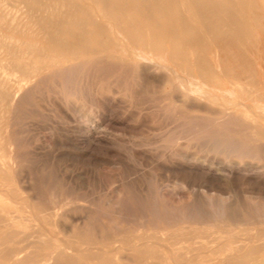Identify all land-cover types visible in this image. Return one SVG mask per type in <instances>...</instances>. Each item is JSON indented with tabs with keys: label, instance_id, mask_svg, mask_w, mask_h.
<instances>
[{
	"label": "bare ground",
	"instance_id": "obj_1",
	"mask_svg": "<svg viewBox=\"0 0 264 264\" xmlns=\"http://www.w3.org/2000/svg\"><path fill=\"white\" fill-rule=\"evenodd\" d=\"M10 1L9 2L12 3V0ZM4 2L6 3V1ZM15 2L18 4L13 3L12 6L15 4L14 5L15 8L12 7L13 8L12 10H10V7H8L9 10H6L7 8L5 7H4L5 9L0 10V21H1L0 25L2 26L1 28L3 29L4 27H6L4 28V30L9 29L11 31L10 33L20 34L19 36H15L13 34H10L9 31L7 32V30H6L7 35L0 34V49H2V52H3V55H0V127L1 125H3L7 133L9 132L8 130L12 129L9 121H12L14 118H16L15 114L19 112L18 110H19L21 101H23L24 99L26 100L27 97L32 98V95L36 96L35 93L40 88L39 87L41 85L40 83H45L44 81L46 80H48V82L50 81L49 83H51L52 81L53 82L52 84H56L55 85L56 89H57V85L67 86V89L65 90L68 91V93L64 92V94L66 93V98L68 97L67 95L72 96L74 94L75 96L76 92L78 93L80 92L81 95L82 93L85 94L88 92H91V93L94 92L93 98H95L94 99L95 101H93V98H92V101L93 103L95 102V105H96L95 110L96 112H98L99 115H103L104 110L113 111V112L116 111L114 110V106H115L114 103L119 97L126 99V97H130L132 95V92L135 95H137L134 91H137L138 87H134V85L136 83L140 84L141 82H146L152 88L151 94H150L151 105L148 104V106L149 105L151 106L152 113L156 117L159 116L162 118L164 117L165 114H168L171 117L170 118L171 121L170 120L168 121H170L169 125H171L170 129L172 130V132L179 133L181 129L183 132H180L179 133L180 135H184L185 131L189 132L190 133V134L188 133L190 135V137H188L189 139L194 140V142L196 141L198 145L199 143L202 144L200 145L201 148L203 147L206 152H211L210 154H214L212 156V160L211 159L207 160L204 158V160L199 163L179 162L181 160L179 161L171 160L168 163L158 161L160 166L166 169L167 168L168 169H179V171L182 172L180 173L183 174V180L185 183L184 186L185 187L188 186L190 188L189 191H191V193L194 195L195 200H198L197 198H199L202 195L204 196L206 193L209 192L210 194L209 200L207 199L208 197L207 198L205 197L207 200H205L206 202L204 204V207L208 209L207 207L208 206L210 207V205H212L214 202L216 205L218 204L217 205L218 207H216L217 215H219L218 212H220L221 216L224 218V220L227 222L228 225H242L247 222H250V220L252 219L245 217L246 215H249V217L251 216L248 213L245 216L234 215L235 214L234 211L237 209L236 208L237 203L235 199L234 201H229V199L222 200V201L220 200V202L217 203L218 200L216 201L214 198L219 196L220 193L224 192V190L229 189L230 191L231 190L235 191L232 194L237 193L236 191L245 192L246 194L248 193L250 196H252V198L255 199L254 202H256L257 205L259 206L258 209H262L264 213V167H262L261 164L260 165L258 164L259 163L258 161H260L258 160L259 157H262V158L264 157L263 153H262L263 155H261V151L264 152L263 151L264 150V97L262 96L264 93V90L263 89L261 90L260 88L257 89V86L259 85V82H260L259 81L260 79L257 76V67L254 66L253 61H249L247 59V55H248L247 49L249 45L250 46L254 45V47H256L258 44L257 39L259 38V35H257L258 37L256 38L254 34H264V0H15ZM19 4L21 6H19ZM2 23H5L4 27ZM215 38L219 39L220 43H225L226 48L231 46L232 44L238 53V56H235L234 53H230V55L233 54L232 56H233L234 64L232 66L222 65L221 63L222 59L218 57L219 45L217 44L218 47L217 49H215L216 66L213 68L214 73L216 74V77L213 81H214L215 87L219 90V93L211 91L209 88V86L211 85L209 83V79H211L210 77H211V74H213L212 73L213 70L212 68L206 65L205 60L202 56V51L198 50V47L202 45L204 40L212 41ZM163 51H167V53L169 54L170 62L163 63L159 61L158 59L153 58V57L151 58L149 57V55H147L150 53L154 55L155 57V56H158ZM223 80H227L230 84V88L228 89L227 87L228 89L227 91L223 90L220 87ZM44 85H47V84H44ZM215 87L213 89H215ZM52 88H54V85ZM59 88L60 87H58V89ZM41 90H43L42 92L44 93V89H41ZM60 91L63 94V91L61 89ZM37 92L40 93L39 90ZM59 92L57 93L59 94ZM43 93H40V94H43ZM53 93H54V90H53ZM143 94L145 93L143 92ZM91 95L92 94L89 93L88 98H91L90 97ZM42 96H44V94ZM46 96L48 98L47 94ZM60 96L65 97L64 95L63 96L60 95ZM76 96H77V93H76ZM37 97L39 98L40 96H36L34 100H36ZM83 97L86 98L85 96ZM237 97L239 99L235 100L234 98H237ZM255 97H257L260 100V102L255 100ZM240 98H252L254 102L248 103V102H245V100L244 101H242V99L240 100ZM125 99H123L124 103L130 100L129 98V100L124 101ZM171 100L176 102L174 104L178 105V107H180L179 106V103H180L183 107H187L190 110L191 109L201 110L205 112V114H201V113L195 114L192 117L190 116L191 115L190 114L189 115L190 120H186L185 118H182V115H179L180 112L177 106L170 105ZM56 101L54 102L56 103ZM68 101L69 99L64 101L65 105L64 104L63 105L55 104V105L58 106L59 110L61 111L60 117L62 119L64 118L69 121V119H72V116L67 111V105L72 100H70L69 102ZM120 101L122 102V100ZM50 102H51V99H50ZM59 103H62V102H59ZM26 104H28L27 101H26ZM76 105L77 104H74L71 102V104H69V107L72 110H76L77 109ZM126 106H125V110H127ZM23 107L25 106H22V108ZM130 107H132V105H130ZM15 110H17V112H15ZM21 110L23 112V109ZM77 113L78 111H76V116H77ZM108 113L110 114L111 112H108ZM126 113L127 112H125V115ZM128 113L130 114V112ZM184 113L185 112H183V114ZM122 115H124L123 112H122ZM11 116H13L14 118H11ZM81 116L83 115L81 114ZM138 116L139 114L137 115V117ZM144 116L142 117L144 118ZM9 117L11 118V120H8ZM103 119H104V116H103ZM164 119L166 120V117H164ZM165 123H168V122H165ZM13 126H16V124ZM75 128L77 129V131H79L81 127L76 124ZM167 129L169 130V128ZM12 130L15 131V129H12ZM6 132H5L6 135L4 137H3L4 133L0 135L2 136L1 138H4L3 143L1 141L2 139L0 140L1 141L0 142V194L2 193L1 195H3L4 193L2 190L6 192L7 186L8 185L10 186L11 184L10 181L12 180V178L18 175L20 176L21 171H23L21 169L23 168V166H19L18 164V159L20 158L19 156H21L22 153L21 155L16 153L17 155H19L17 156L14 152L15 149H19L17 148L18 147L17 144L19 143V141H16L18 139L15 138L14 136L15 133H12L11 131V134L12 135L14 134L13 137L15 138V142L16 143L18 142L17 144L14 142V139L11 140L13 137L11 138L10 135L9 137L11 139H9ZM185 135H187V133ZM180 138L183 140L181 141L179 139L180 142H184L185 138L187 141L189 140L187 137H184V136L183 138L182 136ZM75 139L78 141H87L90 144L92 142L91 140H88L87 137L80 138V140L77 138ZM3 144L4 145L7 144L9 146L8 149H11L10 150L11 152L9 154H6ZM16 145L17 147L14 149V146ZM194 145L196 147L197 144H194ZM194 145L192 147H194ZM186 146L187 145H185V147ZM203 148L200 150V152L203 151ZM181 154H186V153L183 152ZM217 154L218 156L222 155L223 157L225 158L227 157L229 159L226 160L227 159L226 158L223 161H218V160H221V157H222L221 156L220 159L219 157H217L218 160L217 159L215 160ZM259 154L261 156H259ZM184 156L185 155H183V157ZM183 157L181 156L180 158L183 159ZM246 158L249 160L255 159L254 162L257 160L258 163L252 162L253 160L248 162L245 160ZM184 159H186V157ZM189 160L191 161V159ZM205 160L207 161L205 162ZM21 177H23V175ZM15 182H16V186L22 183V182L17 183V181ZM27 183L29 184V182ZM12 186L15 187L16 189L15 185H12ZM12 186L8 188H11ZM23 186L25 185H21L22 189H23ZM27 186L28 185L26 184V187ZM29 189H31V187ZM17 190L19 189L17 188ZM16 193L17 195H15ZM16 193H12L11 191L10 194L13 197L17 196V198L18 197L20 198V196H18L19 193L18 192ZM20 194H22V192ZM234 195L236 196V194ZM9 197L10 196H8V198ZM9 199L7 201L8 202L10 201V204H11L12 203L11 201H13V199L12 197L10 200ZM24 200L21 202H24ZM62 201L60 199V203ZM196 202L198 201H194L195 204ZM246 202L247 200L244 203ZM250 202H251V199H250ZM250 202H248V205L251 207L252 204H250ZM63 203H66V202H63ZM63 203L61 205L63 208H65V206L67 205L64 204L65 206H63ZM198 203L196 206L202 205L201 202H200L201 204L200 203L198 204ZM13 204H11V208L9 206L11 211L10 210L8 211L6 207L4 206V204L0 203V218H2L5 221V224L7 226L6 229L8 228L11 229V227H9L7 223H10L11 220H12L11 222H13L15 218H18L19 217L18 214H20L18 212H21V213L23 212L22 210H17L18 214L16 213L15 215V213L13 212L14 208L12 209ZM206 204H207V207L205 206ZM15 205L17 206V203H15ZM26 205H28V203H26ZM36 205L38 206L37 203ZM58 205H60L59 202H58ZM21 206H23V203ZM21 206L19 207L21 208ZM32 206L30 204V208ZM39 206L44 207L45 205L44 206L39 205ZM39 206L37 208H39ZM253 206L255 208L256 204ZM253 206L251 207L252 210H253ZM23 207H25V203ZM46 208H43V209H46ZM50 208L52 207L49 206V209ZM213 208L211 206V209ZM31 209L27 211V218H28V214L31 212ZM216 210L214 212H216ZM255 210H253V212ZM198 211L199 210H197V212ZM211 211H209L208 213H210ZM245 211L243 213H245ZM8 212L9 214L14 213V216H18V217L13 218L14 216L11 215L12 219H9L7 217ZM43 212L45 211L43 210ZM61 212H59L60 215H61ZM202 213L205 214L207 213V211L205 210ZM38 215H39V218L40 217L44 218V216H40V214ZM213 215L216 216V214L214 213ZM215 216L214 217L212 216V217L216 220L221 218L220 215H219L220 216L219 218H215ZM21 217H23V215H21ZM255 217L251 216V218H255ZM192 218L195 219V217H192ZM29 219H31L30 216H29ZM208 219L205 218L206 222H204V220L200 221L201 219L198 220L201 223V224L199 223L198 226H201L202 223L203 225L208 224V226H210L214 224L216 221L211 218H210L211 221H209ZM21 220L22 219L20 218V220L18 221L22 222L23 220L22 221ZM220 220H218L219 221L218 223L223 221V220L221 221ZM262 220L264 219L262 218ZM36 221H34V223H37ZM14 222H13L14 226L12 228L15 227V229H12V230L15 231L17 230V228L15 225L16 223L14 224ZM196 222L197 221L194 220L193 224L195 225ZM193 224H192L193 227L188 224L186 228L188 229V226H190L189 231H190V228L195 229L196 227ZM216 224L215 226L217 229ZM29 225L27 226L29 227ZM215 226L212 225V227L211 226L210 227L212 229ZM162 227L164 226L158 227L159 230L161 228L160 234L164 230L162 229ZM30 228H31V225H30ZM35 229L37 231V228ZM179 229H181V227L178 228L177 230ZM197 229L199 230V228ZM211 229L209 230L208 228L207 230L211 231ZM218 229L221 230L224 228L221 227ZM230 229H228L229 231H227V229L226 231H224V232H230L229 235L226 234L227 236L220 235L219 233H223V232H219V230L214 229L215 232L216 231L219 232V233L216 232L217 236L215 237L216 239L215 243H216L217 248L214 251L213 250L211 251H213L217 255L215 257L211 255L213 258L209 257L210 259L208 260L203 259V260L198 261V263L197 262L196 263L197 264H215V263L216 264H264V257H263L264 255H262L264 254V251L261 254L262 256H260L259 253H255L256 254L255 257L253 256L251 257V255L249 257V255L246 254L248 258H244V256L246 255L239 253L241 251L243 252L244 250L243 249L244 245L239 243V240H241L242 237L238 236L239 234L238 235L234 234L233 233L235 231L234 229H233V232H232V229L231 231ZM18 230H19V227H18ZM20 230H22V228ZM28 230L26 228V230L22 231V233H24L25 235L24 234H23L24 236L21 235L22 237H20L19 235V239L26 238V232H28ZM201 230L204 231L203 228ZM208 231L207 232L205 231L206 234L207 233L210 234V232ZM164 232L163 234H165ZM177 232L181 234L183 233V230L182 232L180 231H177ZM191 232L196 233L195 230ZM191 232L190 234H192ZM213 232H211L210 235H214L215 232L214 233ZM38 233H40V231ZM198 233H196V236L194 233L192 234V237L194 235L195 236L194 238H196V239L192 238L194 243H197L194 240H197L198 237H202L201 233L200 235ZM260 233H258V235ZM3 234L5 233H2L1 234L2 236L1 235L0 236L3 237ZM12 234L13 233H11V235L9 236L15 235L16 237L17 233L13 235ZM150 234L152 235L153 232ZM182 235L178 236L179 239L180 238L182 239ZM210 235L208 236L209 238L211 237ZM7 236L8 234L6 235V237ZM1 237H0V240H1ZM32 237H34V235ZM153 237L157 238L156 235L155 236L152 235V238ZM174 237L175 236H173L172 238ZM228 237L229 239L232 240L233 243L236 244L235 247L233 245H232L233 248L230 246L232 242H230L229 244V243H225L222 241ZM186 238H189V237H186ZM207 238L206 239L201 238V239H204L203 240L204 243L205 242L208 243L209 240L207 241ZM252 238H253V235H252ZM262 238L264 239V237ZM44 239H48V238H44ZM179 239H175L174 241L176 240L178 241ZM229 239L228 241H231ZM162 240H165V238L161 239V241ZM250 240H251V236H250ZM7 241L10 242L9 240ZM21 241L22 239H20V242ZM14 242L17 243L19 241L16 242V238H15ZM261 242L262 241H260V243ZM6 243L7 242H5L4 244ZM15 243L12 242V244H15ZM145 243L147 244V242L143 243L144 246H145ZM148 243H151V242H148ZM8 244L9 243H7V245ZM262 244L263 243H261V245ZM18 245L20 244H17V247L21 249L20 248L21 245L20 246ZM65 245H70V244H65ZM196 246L197 245L195 244L194 247L196 248ZM201 246L203 247V245ZM226 246L228 248H226ZM70 247H73V246L70 245ZM180 247H183V245ZM258 247L260 248L261 246L259 245ZM258 247L256 244L254 245L253 243H251V247L247 249L248 248L247 246L245 250L247 249L248 251H250V254H253L256 250H259ZM1 248H3V250L5 249L2 246ZM43 248H45V246ZM52 248H50L48 251H50ZM61 248L63 249L65 247H61ZM116 248L118 250V246L114 247V249ZM159 248L160 247L158 246L157 249ZM186 248H185V251L188 250V249L186 250ZM73 249L74 248H72L71 250ZM6 250H8V248ZM6 250L5 252L3 251L2 253L5 254L7 252ZM63 250H65L63 251L64 253L68 249H63ZM15 251L13 250L12 252L14 253ZM48 251L46 250L45 252L47 253ZM56 251L58 250L55 249V252ZM151 251L152 250L147 251L146 252L147 254L145 255L143 254V255L151 256V255L158 253V250H157V253H154V254L151 253V255L150 254L148 255V252H151ZM153 251L155 250L153 249ZM19 253L21 255V252ZM49 253H52V251ZM57 253L56 254L52 253V254L57 255ZM77 253H78V249H77ZM210 254H212V252ZM16 255H18V253ZM65 255L67 254L65 253ZM143 255H141L142 259L144 258L146 259L147 256L144 257ZM257 255L260 256V258H257ZM157 256H159V254ZM180 256L182 255L180 254ZM13 257L14 255H12V258ZM23 257H25V255ZM3 258H6V256ZM3 258L0 257V259H3ZM7 258L9 259V257ZM17 258L21 259L22 256L17 257ZM49 258L50 257H48V259ZM74 258L76 259V257ZM174 258L176 259V257ZM19 259L13 260V261L18 262ZM178 259H179V256H177L176 260ZM184 259H186V257H184ZM22 260H26V258L21 259V261ZM56 260H57V257H56ZM3 261H5L6 263L5 259ZM50 261H51V258H50ZM149 261L148 262L150 264L154 263V261L153 263H151V260ZM156 261H159V260H155V263L158 264L159 262H156ZM15 262H13L12 264H14ZM24 262H26V264L28 263V261H24ZM38 262L40 264L41 261H38ZM42 262L45 263V261H42ZM87 262L88 264H91L89 263L91 262V260ZM103 262L101 263L104 264ZM93 263H97V261ZM98 263L101 264L100 261ZM164 263L166 262H163V264ZM177 263L178 261L176 262V264ZM159 264H162V263H159Z\"/></svg>",
	"mask_w": 264,
	"mask_h": 264
},
{
	"label": "rangeland",
	"instance_id": "obj_2",
	"mask_svg": "<svg viewBox=\"0 0 264 264\" xmlns=\"http://www.w3.org/2000/svg\"><path fill=\"white\" fill-rule=\"evenodd\" d=\"M4 1H6V3L7 2L8 3L6 4ZM9 1L8 0H3V1L0 0V3H1L0 8H2L0 10H3L5 8H7L6 10H9L8 7H10V10H12L13 8H15L14 5L18 4L15 2V0H12V3H10L11 1L10 2ZM2 3H3V5H2ZM13 3H15V4L12 6ZM8 5H10V6H8ZM16 6H18V5H16ZM19 6H21V5L19 4ZM0 24H1V21H0ZM2 24L4 27L5 23H2ZM1 27L2 26L0 25V28ZM4 28H6V27H4ZM4 28L3 29L1 28L0 34H6L8 31H9V33L11 32L9 29L8 30L6 29L7 30V32H6V30H4ZM10 34H13L15 36L20 35L17 33H10ZM257 35H259V38L257 39L258 44L256 47H254V45H251V46L249 45V47L247 49V53H248L247 59L249 61H253L254 66L257 67V76L260 79L259 80L260 82H259V85L257 86V89L260 88L261 90L262 89L264 90V34H254V36L256 38L258 37ZM217 44L219 45L218 57H220L222 59V61H221L222 65L232 66L234 64L233 56H232L233 54L230 55V53H234L235 56H238V53L232 44H231V46L226 48L225 43H220L219 39H216V38L212 41L204 40L202 45L200 47H198V50L202 51V56L205 60L206 65L209 66L210 68H212V70H213V72H212L213 74H211V77H210L211 79H209V83L211 84L209 86V88L211 91L219 93V90L215 87L214 81H213L216 77V74L214 73L213 68L216 66L215 49H217V47H218ZM0 55H3L2 49H0ZM147 55H149V57H151V58L152 57L156 58L163 63L170 62L169 54L167 53V51H163L162 53H160L158 56H155V57H154V55H152L150 53ZM46 81H44L45 83H40L41 85L39 86L40 88L38 89L40 91V93H43L42 92L43 90H41V89H44L43 94L45 97L42 96L43 94H40L39 92H37L38 91L37 90L35 94H36V96H40V97L42 96L41 98L37 97L38 99L36 98V100H34L36 96L32 95V98L27 97L26 100L25 99L23 100L24 102L21 101L20 106H19V110L17 109L19 112H17V110H15V112H17L15 114L16 118H14L15 116L12 114L14 117L11 116V118H14V119L12 121H9V122L11 124L10 126L12 127V129H15V131L12 129L8 130L10 132V133L8 132L9 133L8 134L5 131V128L3 125H1V127H0V130H1L0 135H2L4 133L3 137L6 135L5 132L7 133V136L9 137V135H10L11 138L14 135V134L13 135L11 134V131H12V133H15L14 136L16 139H18L16 141H19V143L17 142L18 143L17 144L15 142L14 137L12 139L9 137V139H11V140L14 139V142L18 145V147H17V145L14 146V149L16 147L19 149H15L16 151L14 149L13 150H14L15 154L18 153L21 155V153H22L21 156H19L17 154L16 155L20 157V158L18 157L19 159H21V157H22L21 160L18 159V164H19V166H23V168H21L23 170V171H21V175L20 176L18 175L19 177L16 176L17 178L13 177L12 180L10 181L11 184L15 185V186H16L15 181H17V183L18 182H20V183L22 182V183L21 184L19 183L20 185L17 184L18 186H16V189L11 184H10V186H12L11 187L12 189L8 188V187H10L9 185L6 188V192L8 189L10 190V192L8 190L7 194L8 193L10 194L11 191H12V193L18 192L19 193L18 196H20L21 200L19 197L17 198V196L13 197V196H11V194L7 195L6 192L4 190H2L6 195L4 193H3V195H1L2 193L0 194V203L4 204L6 209L9 211L11 208V204H13L15 202V203H17V206H18L17 207L15 205V203L13 204V206L15 205L16 207L12 206V209L14 208V210H15V208H16L15 211L13 210L15 215L18 212L17 210H22L24 212V213L22 212L23 214L21 212H18L21 215H23L24 219H23V217H21L20 214L17 213L18 216L23 220V221L21 220L22 222L18 221V220H20V218L18 216H14V213L9 214V212H8V214H7V217L9 219H12V216H14L13 218L18 217V218H15L13 220V222L15 221L14 224L16 223L15 225L17 228V230H15V231L12 230V229H15V227L12 228L14 226L13 222H11L12 220L10 221V223H7L8 226L11 227V229L10 228L6 229L7 226L5 224V221L2 218H0V235L2 233H5V234H3V237H1L2 235L0 236L1 240H2V241L0 240V243L2 242L1 244L4 245L3 246L0 244V248H1V246L5 248L4 250H3V248H1L2 250L0 249V253L2 254V255L0 254V257L3 258L6 256V258L0 259V264H8V262L10 264L13 260L19 259L17 257H20V256H22L21 259L26 258V260L21 261V259H19L18 262L16 261L17 263L15 261H13V262H15L14 264H18V263L19 264H21V263L26 264V262H24V261H28L27 264H39L38 261H41L40 264H88L87 261H90V260H91V262H89V263H91V264H99L98 263L99 261H100V263L103 261H105V262L108 261L106 263L103 262L104 264H116V263L117 264H150L149 260H151V263H153V261H154L153 264H157V263H155V260H159L156 262H159L162 264H163V262H166L164 264H176L177 261H178L177 264H197L198 261H200V260H203V259L208 260V259H210L209 257L213 258L217 255L213 252L217 248L216 243H215V240H216L215 237L217 236L216 232L217 233L223 232V233H219V234L222 236H227L230 234V232H224V231H226V229H227V231H229L228 229H230V228L232 229V232H233V229L235 230L233 232L234 234H237V235L239 234L238 236L242 237V239L239 240V243L244 245V248H243L244 250H243V252L241 251L242 253L239 252L240 254H244V255L247 254V255H249V257H250V255H251V257L252 256L255 257L256 256L255 253H259L260 256L264 255V254H262L264 251V247H262V246H264L263 245L264 239L262 238V237H264V220H262V218L264 219V217H263L264 213H263L262 209H258L259 206L257 205L256 202H254L255 199L252 198V196H250L248 193L246 194L245 192H239V191H236L237 193H234V194H236V196H235L234 194H232L235 191H232V190L230 191L229 189H227V190H224L225 193L222 192V193H220L219 196L214 198L216 201L218 200L217 203H219L220 200L222 201V200H228L229 199V201H234V199H235V201L237 203V205H236L237 209L235 208L236 210L234 211V213H235L234 215L245 216L247 213L250 214L252 217H255V215H256L255 218H251V216L249 217V215L245 216V217H248L252 220L255 219V220H253V222H252V220L249 219L250 222H247V223L242 224V225H228L227 222L224 220V218L221 216L220 212H218V213L222 219L219 218L220 217L219 215H217L216 207H218L217 206L218 204L216 205L214 202L212 205H210V207L209 206L207 207V204H208V202H207V204L205 206L208 209H206L204 207V204L206 202L205 200H207V199L209 200V196H210L209 192L206 193L204 196L202 195L199 198H197L198 200H195L194 195L191 193V191H189L190 188L188 186H187L188 188L184 186L185 183L183 180V174H181L182 172L179 171V169H168V168L166 169V168H163L162 166H160L159 162H165V163L167 162L168 163L171 160L172 161L181 160L179 162H182V163H199V162H202L204 160V158L207 160H210V159L212 160V156L214 154H210L211 152H206L203 147H202L203 151L200 152V150L202 149L200 145H202V144L199 143V145H198V143L196 141H195L196 142L195 143L194 140L189 139L188 138V137H190L189 132L185 131L184 135L179 134L180 132H183L182 129L180 130L179 133L172 132V130L170 129L171 125H169L170 121H171L170 120L171 117L168 114L164 115V117H166V120H165L164 117L163 118L159 117V116L156 117L152 113L151 106H150L151 105L150 94H151L152 88L146 82H141L140 84L136 83L134 85V87H138V89L136 88L137 91H134V92L137 95H135L132 92V95L130 97H126V99L119 97L116 100V102L114 103V105H115L114 110H116V111L113 112V111L104 110L103 115H99L98 112H96V110H95L96 105H95V102L93 103V101H95L94 100L95 98H93L94 92H92V93L88 92L85 94L82 93V95L80 94V92L79 93L76 92L77 96H76V93H75V96H74V94L72 96L67 95L68 96L67 98L69 99V101L72 100V101H70L69 104H71V102L74 104H77L76 105L77 109L72 110L68 104L67 105V111L72 116V119H69V121H68L67 119L63 118L64 119V121H63V119L60 117L61 111L59 110L58 106H56V105H58V104H62V105L64 104L65 105L64 101L68 100L66 98V93L64 94V92L68 93V91L65 90V89H67V86L57 85V89H56L55 88L56 84H52L53 83L52 81H51V83H49L50 81L48 82V80H46ZM226 81L227 80H223V82L221 83V86H220L225 91H227L230 88L229 82L228 81L226 82ZM44 84H47L48 86L51 84L50 86H52V87L54 85V88L49 86L50 87V89H49V87L47 85H44ZM46 86L48 89L46 88ZM58 87H60V88L58 89ZM214 87H215V89H213ZM227 87H228V89H227ZM51 88L54 90V93H53V90ZM60 89L63 91V94L61 93ZM55 90H56V92H55ZM45 92L48 95L49 100H48ZM57 92H59V94ZM143 92L145 94H143ZM37 93H38V95H37ZM89 93L92 94L90 96L91 98H88ZM49 94H51V95H49ZM78 94L80 95V97ZM60 95H62V96L64 95L65 97H61ZM69 96L73 99H71ZM83 96H85L86 98H84ZM262 96L264 97V93ZM92 98H93V101H92ZM129 98H130V100H129ZM50 99H51V102H50ZM59 99L60 100L62 99V100L60 101ZM63 99H65V100H63ZM123 99H125L124 101L129 100L128 101L129 103L127 101L124 103ZM234 99L238 100L239 98L237 97ZM241 99H242V101L245 100V102H248V103L254 102L253 101L254 97H253V99L252 98H240V100ZM32 100H34V101H32ZM52 100H54V101L57 100V101L55 103ZM120 100H122V102ZM255 100L260 102V100L257 97H255ZM26 101L28 104H26ZM59 102H62V103H59ZM174 103H176V102H174L172 100L170 101V105L171 106H177V108H179V112H180L179 115H182V118H185L186 120H190V117H189L190 114H191L190 115L191 117L194 116L195 114H200V113L205 114V112H203L201 110H194V109L190 110L187 107H183L180 103H179L180 107H178V105H176ZM123 104H124V106H123ZM148 104H150V105L148 106ZM126 105L128 106V108ZM130 105H132V107H130ZM22 106H25V107L22 108ZM125 106H126L127 110H125ZM129 107H130V109H129ZM21 109H23V112ZM142 109H143V111H142ZM82 110H83V112H82ZM76 111H78L77 116H76ZM108 112H111V113L109 114ZM116 112H118V113H116ZM122 112L124 113V115H125V112H127V113L124 116V115H122ZM128 112H130L131 115ZM183 112H185V113L183 114ZM81 114L83 116H81ZM138 114H139V116L137 117ZM185 114H187V115H185ZM80 116H81V118H80ZM103 116H104V119H103ZM142 116H144V118ZM140 117H141V119H140ZM11 118L9 117L8 120H11ZM168 120H170V121H168ZM165 122H168V123H165ZM125 123H127V124H125ZM15 124H16V126H13ZM76 124L81 127L79 129V131H77V129L75 128ZM161 126H163V127H161ZM167 126H169V127H167ZM166 127L169 128V130ZM165 128H166V130H165ZM183 130H185V129H183ZM170 132H172V133H170ZM186 133L188 136L185 135ZM181 134H183V133H181ZM83 136L87 137L88 140H91L92 141L91 144L88 143L87 141H78L75 139V138H77L80 140V138H84ZM179 136L180 137L182 136V138H183V136L187 137L189 140L187 141L185 138L184 142H180V140L181 141H183V140ZM1 137L2 136H0V140L2 139L1 141L3 143L4 138H1ZM192 141H193V143H192ZM188 142L189 143L191 142L190 143L191 145ZM19 144H21V145H19ZM182 144H184V145H182ZM192 144L193 145L197 144V145H196V147H195V145H194V147H192L193 146ZM185 145H187V146L185 147ZM3 146L5 148L6 154H9L11 152L10 151L11 149H8L9 146L7 144H5V145L3 144ZM199 146H200V148H199ZM6 150H8V151H6ZM183 152L186 154H181ZM198 153H199V155H198ZM262 153L264 154V152L261 151V155H263ZM183 155H185V156L183 157ZM261 155L259 154V156H261ZM181 156L183 157V159L186 157V159H184V161H183V159L180 158ZM221 156L220 155L218 156V154H217L215 160L216 159L218 160L217 157H219V159H220ZM189 157H191V158H189ZM226 158L222 156L221 160H218V161H223ZM189 159H191V161ZM228 159L229 158H227L226 160H228ZM263 159H264V157L263 158L259 157V159H258V160H260V161H258L259 163L257 162V160L254 162L255 159L249 160L246 158L245 160L248 162L253 160L252 162H254V163L257 162L259 165L261 164V166L264 167V160ZM207 160H205V162ZM22 175H23V177H21ZM24 175H26V176H24ZM24 177L26 180L24 179ZM17 179L18 180L20 179V180L18 181ZM25 181L29 182V184ZM26 184L28 185L27 187H26ZM21 185H25V186H23V189H22ZM30 187H31V189H29ZM17 188L19 190H17ZM14 190L15 191L17 190V191L15 192ZM21 192H22L24 197L22 196V194H20ZM15 195H17V193ZM232 195H233V197H232ZM8 196H10L9 197L10 199H11V197L13 199V201H11L12 202L11 204H10V201L9 202L7 201L9 199ZM25 196H26V198L28 197L27 199H29V200H27L25 198ZM205 197L206 198L208 197V198L206 199ZM60 199H61V201L63 200L61 203H60ZM243 199L245 201L247 200V202L244 203L245 201ZM250 199H251V202H250ZM23 200H24V202H21ZM194 201H198V202L200 201L202 203V205H201L202 207L200 205L196 206L198 202H196V204H195ZM58 202L60 205H58ZM63 202H66V203H63ZM248 202H250V204H252L251 207L256 204L255 208L253 206V210H255L256 208L258 210L256 209L253 212L251 207L248 205ZM252 202H254L255 204ZM22 203H23V206L25 203V207L21 206ZM26 203H28L29 206L26 205ZM36 203L38 204V206L39 205H43V206L45 205L48 208H46L45 206L44 207L39 206V208H37L38 206L36 205ZM62 203H63V206H65V205H67V206H65V208H63L61 205ZM30 204H31V206L33 204V206L31 207L32 209L30 208ZM240 204H241V206L243 205L242 208L245 207V208H243L244 210L241 208ZM9 206H10V208H9ZM19 206H21V208L23 207L24 209H26L27 207L31 209V212L29 211L30 213L28 214V218H27V211L30 209L27 208L26 210H24L23 208L21 209ZM49 206H51L53 209L50 208L51 209L50 210ZM199 206L203 209H201ZM211 206H212V208L213 207H215V208L211 209ZM33 207H34V209H33ZM40 207H42V208H40ZM61 207H62V209H61ZM188 207H189V209H188ZM247 207H249V208H247ZM36 208H37V210H36ZM43 208H46V209H43ZM204 208L207 211V213L212 210L210 212L211 214L210 213H208V214L202 213L205 211ZM38 209H40V210H38ZM245 209H246V211H245ZM43 210L45 212H43ZM197 210H199V211L197 212ZM215 210H216V212H214ZM244 211H245V213H243ZM247 211H249V212H247ZM49 212L53 215H51ZM59 212H61V215L63 213V215L61 216ZM212 212L214 214H216V216L213 215ZM31 213H33V214H31ZM37 213L40 214V216H44V218L43 217H42L43 219L41 217L39 218V215ZM46 214H47V216H46ZM209 214L211 215V217ZM29 216L31 219H29ZM181 216H183V217H181ZM212 216L213 217L215 216V218H219V219L216 220ZM192 217H195V219H193ZM198 217H199V219H198ZM259 217H260V219H259ZM205 218L206 219L209 218L208 219L209 221H211L210 218L213 220H216L215 223L212 225L215 226V224L217 222V224H216L217 229L215 226L214 228H212L213 229L212 230L211 229L212 225H210L211 226L210 227V226H208V224L203 225V223H202L203 227H202V225L198 226L200 221L204 220V222H206ZM16 219H17V221H16ZM220 219L223 221H221ZM26 220L27 221L30 220V221L27 222ZM36 220H38V221H36ZM194 220L197 221L196 222V224L198 223L197 226H196V224L195 225L193 224ZM198 220H200V221H198ZM218 220H220L221 222L218 223L219 222ZM34 221H36L37 223H34ZM255 221H257L258 223ZM25 222H26V224H25ZM30 222H31V224H30ZM9 224H11L12 226ZM29 224L31 225V228H30ZM188 224L191 226L193 224L196 228L195 229L190 228V231H189L190 226H188V229L186 228ZM1 225H3V226H1ZM27 225H29V227ZM37 225H38V227H37ZM157 226L158 227L164 226V227H162V229H164L163 232L165 231L164 232L165 234H163V232H161V234H160L161 228L159 230ZM205 226L208 227L209 230L211 229V231H208L207 230L208 228H206ZM18 227H19V230H18ZM34 227L37 228V231ZM168 227H170V228H168ZM180 227L183 230V233H181V234H179V232H177V231L182 232L181 229L177 230ZM200 227H202L204 229V231H202L201 230L202 228H200ZM221 227H223L224 229H221V230L218 229ZM21 228H22V230H20ZM26 228H27V230L29 229L28 232L25 231L26 232V238H20V239H22V241L20 242L19 235H20V237H22L21 235L24 234V233H22V231L26 230ZM43 228H44V230H43ZM197 228H199V230ZM9 229L12 231H10ZM154 229H156L157 231ZM193 229L196 231V233L199 232L198 234L200 235V233H201V235H202V237H198L197 240H194L197 243L200 242L199 244L193 242V239H196V238H194L196 236V233L191 232V231H194ZM214 229L219 230V232L218 231L215 232ZM231 229H230V231H231ZM38 230L40 231V233H38L39 232ZM167 230H169V231L171 230V231L169 232ZM173 230H175V231H173ZM205 231L210 232V234L213 231L215 233L213 232L214 235H210L208 233L206 234ZM9 232H11L13 234H15V233H17V234L19 233V234L18 235L16 234V237H15V235L9 236V235H11V233H9ZM152 232H153L152 235H154V236L156 235V237L157 238L159 237V238L157 239V238L153 237L155 239L154 240L152 238V235L150 234ZM166 232H168V233H166ZM190 232L192 234L194 233L195 236L193 235V237H192V234H190ZM36 233H38V234H36ZM255 233H256V235H255ZM258 233H260V234L258 235ZM7 234L9 237L8 236L6 237ZM169 234L170 235L172 234V235L170 236ZM33 235H34V237H32ZM180 235H182V239L184 237L185 238L183 240L181 238L179 239L178 236H180ZM209 235L211 236L210 238L208 237ZM252 235H253V238H252ZM173 236H175V237L172 238ZM204 236H206V237H204ZM212 236H214V237H212ZM250 236H251V240L256 242V243H254L250 240ZM10 237L11 238L14 237L13 238L14 240L16 238V242L17 241H19V242L15 243L14 240L11 239ZM17 237L19 240L17 239ZM186 237H189V238H186ZM44 238H48V239H44ZM163 238H165V240H162L163 241L162 242L161 239H163ZM201 238H204V239L207 238V241L209 240L208 243L207 242L204 243V241H203L204 239H201ZM254 238L257 239L258 241L255 240ZM175 239H179L180 241L179 240L174 241ZM211 239H213V240H211ZM228 239H229V237L225 238L222 241L230 244V242H232V240L229 239L231 241H228ZM7 240H9L11 243L8 242ZM29 240H30V242H29ZM34 240L37 242H35ZM198 240H199V242H198ZM31 241H32V243H31ZM226 241H228V242H226ZM260 241H262L261 242V243H263L262 245H261ZM5 242H7L9 244L8 245H7V243L4 244ZM12 242L15 243L16 245L12 244ZM27 242H28V244H27ZM144 242H147V244L145 243V246L143 245ZM148 242H151V243H148ZM153 242L154 243L158 242V243L154 244ZM160 242H162V243H160ZM180 242H182V243H180ZM21 243H23V244H21ZM251 243H253L254 245L256 244L257 247L259 245L261 246L260 248L258 247L259 250H256L253 254H250V251L247 250V249H249V247H251ZM258 243H260V244H258ZM17 244L21 245L20 248L22 250L19 249V247H17ZM65 244H70L73 247H70V245H65ZM181 244L183 245V247H180V246H182ZM195 244L197 245L196 248L194 247ZM20 245H18V246H20ZM112 245H114V246H112ZM146 245H147V247H146ZM154 245H156L157 247ZM199 245H200V247H199ZM201 245H203V247L204 246H206V247H204V249H203V247ZM208 245H209V247H208ZM232 245L234 247L236 246V244L233 242L230 244V246L232 247ZM13 246H15V247H13ZM44 246H45V248H43ZM52 246H53V248H52ZM67 246H68V248H67ZM116 246H118V250H117V248L114 249V247H116ZM158 246L160 247L159 249H157ZM247 246H248V248H247ZM6 247L8 248V250L9 249L10 250L9 251L6 250L7 249ZM49 247L52 248L50 251H48L50 249ZM61 247H65L63 249H68V250H66V252L63 253V251H65V250H63ZM186 247H188V248H186ZM11 248H13V249H11ZM72 248H74V249L71 250ZM185 248H186V250L187 249L188 250L185 251ZM191 248H192V250H191ZM205 248H207V249H205ZM226 248H228V247L226 246ZM245 248H247V249L245 250ZM55 249H57L58 251L55 252ZM77 249H78V253H77ZM149 249L152 251L148 252V255L149 254L151 255V253H153V254L157 253V250H158V253L151 255V256L146 255L147 257L144 256L145 254H147L146 253L147 251H150ZM153 249L155 251H153ZM198 249L200 252L198 251ZM5 250L7 251L5 253L6 255L2 253L3 251L5 252ZM13 250L14 251L16 250L15 251L16 253L14 252L15 254L12 252ZM46 250L48 251L47 253L45 252ZM70 250H71V252H70ZM211 250H213V251H211ZM17 251L21 252V255ZM51 251L54 254H56L57 252L58 253H57V255H53L52 253H49ZM244 251H245V253H244ZM246 251H248V252H246ZM211 252H212V254H210ZM17 253H18V255H16ZM65 253L67 255H65ZM179 253L182 256H180ZM195 253H196V255L197 254L198 255L196 256ZM23 254L25 255V257H23L24 256ZM71 254H73V255H71ZM158 254L160 257L157 256ZM12 255H14L13 258H12ZM141 255L146 257V259L144 258L145 261H144V259H142ZM177 256H179L178 260H176ZM246 256H244V258H248V256L247 257ZM260 256L257 255V258H260ZM7 257H9L10 260ZM48 257L51 258V261H50V258L48 259ZM56 257H57V260H56ZM74 257H76V259ZM161 257L164 259H162ZM174 257H176V259ZM184 257H186V259H184ZM45 258H47L49 261ZM4 259L6 260V263H5V261H3ZM189 259H191V260H189ZM42 261H45V263ZM95 261H97V263H93ZM168 261H169V263H168ZM77 262H79V263H77Z\"/></svg>",
	"mask_w": 264,
	"mask_h": 264
}]
</instances>
